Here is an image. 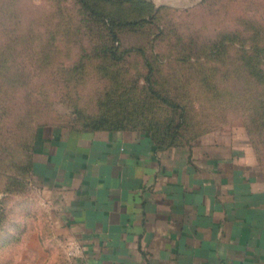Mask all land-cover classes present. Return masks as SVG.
Returning a JSON list of instances; mask_svg holds the SVG:
<instances>
[{"label": "rangeland", "instance_id": "rangeland-1", "mask_svg": "<svg viewBox=\"0 0 264 264\" xmlns=\"http://www.w3.org/2000/svg\"><path fill=\"white\" fill-rule=\"evenodd\" d=\"M44 123L134 126L264 176V0H0V264H70L33 176Z\"/></svg>", "mask_w": 264, "mask_h": 264}, {"label": "crops", "instance_id": "crops-1", "mask_svg": "<svg viewBox=\"0 0 264 264\" xmlns=\"http://www.w3.org/2000/svg\"><path fill=\"white\" fill-rule=\"evenodd\" d=\"M33 176L74 264H264V176L244 155L49 123Z\"/></svg>", "mask_w": 264, "mask_h": 264}, {"label": "built area", "instance_id": "built-area-1", "mask_svg": "<svg viewBox=\"0 0 264 264\" xmlns=\"http://www.w3.org/2000/svg\"><path fill=\"white\" fill-rule=\"evenodd\" d=\"M67 245V255L70 260V264H74L72 261L82 253L81 243L78 239L73 238L68 240Z\"/></svg>", "mask_w": 264, "mask_h": 264}, {"label": "trees", "instance_id": "trees-1", "mask_svg": "<svg viewBox=\"0 0 264 264\" xmlns=\"http://www.w3.org/2000/svg\"><path fill=\"white\" fill-rule=\"evenodd\" d=\"M47 124V123H44V125ZM43 126V125H42ZM79 127H83V128H87V129H93V128H135V129H138V130H141L143 132H145L143 129H139V128H136L134 126H106V125H97V126H79ZM151 136V135H150ZM157 143L159 144H162V145H166V146H172L174 145V142L172 143H168V142H162L160 140H158L157 138H155L154 136H151Z\"/></svg>", "mask_w": 264, "mask_h": 264}]
</instances>
